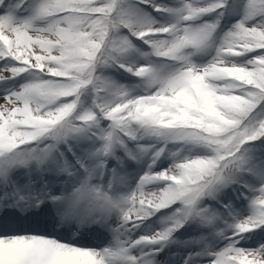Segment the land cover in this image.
Listing matches in <instances>:
<instances>
[{"label":"snow or ice","instance_id":"obj_1","mask_svg":"<svg viewBox=\"0 0 264 264\" xmlns=\"http://www.w3.org/2000/svg\"><path fill=\"white\" fill-rule=\"evenodd\" d=\"M0 101V264H264V0H0Z\"/></svg>","mask_w":264,"mask_h":264},{"label":"rangeland","instance_id":"obj_2","mask_svg":"<svg viewBox=\"0 0 264 264\" xmlns=\"http://www.w3.org/2000/svg\"><path fill=\"white\" fill-rule=\"evenodd\" d=\"M0 102H2V101H0Z\"/></svg>","mask_w":264,"mask_h":264}]
</instances>
